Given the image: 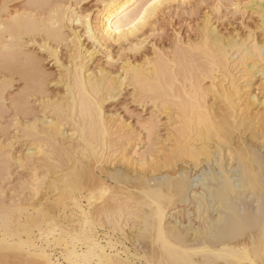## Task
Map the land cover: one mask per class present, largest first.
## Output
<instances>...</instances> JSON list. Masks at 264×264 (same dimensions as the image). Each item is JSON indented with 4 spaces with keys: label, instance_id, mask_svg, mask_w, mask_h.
I'll list each match as a JSON object with an SVG mask.
<instances>
[{
    "label": "snow or ice",
    "instance_id": "6c2138e0",
    "mask_svg": "<svg viewBox=\"0 0 264 264\" xmlns=\"http://www.w3.org/2000/svg\"><path fill=\"white\" fill-rule=\"evenodd\" d=\"M13 7L9 0H0V33L8 41L3 45L0 70L6 76L9 72L19 71L23 76L25 71H35L43 78L40 58L32 55L35 49L30 48V42L36 40L46 39L52 44L51 48H40L50 55L58 51L57 45H67L70 59L77 63L78 79L81 62L95 64L99 60V64L88 72L90 82L95 77L93 92L87 103L80 101L79 116L75 96L69 98L66 93L65 108L59 98L56 102L45 101L46 93L39 88L26 86L12 94L10 101L5 98L0 102V206L5 220L10 222L17 211H27L22 205L31 199L35 203L44 201L37 212L48 221L47 229L40 231L39 245L0 240V264H173L163 259L137 260L125 249V215L113 207L125 194L117 193L104 182L103 164L106 160L111 162L107 140L104 153L95 145H91V152L89 147L75 149L73 167L72 153L59 143L63 134L59 129L65 122L76 124L83 119L93 129L100 127L107 138L102 104L120 91L122 74L124 82L131 79V87L146 97H155L162 91L137 74L140 65L133 63L128 54L140 52L138 59L147 63L165 57V53L173 61L182 54L187 60L186 53L191 52L202 53L210 71L194 78L190 89L185 79L182 97L177 98L174 92L171 97H164L163 114L168 115L169 126L172 107L185 112L190 108L193 114L178 126L182 137L170 158L187 147L195 151L198 144L207 149L215 142L218 150L229 138L234 143L243 129L254 131L258 127L264 140V0H76L75 5L24 0L15 5V14ZM42 12L47 15H38ZM81 32L90 42L88 45L81 42ZM149 44L150 51L146 47ZM68 67L71 69L72 64ZM254 81L255 96L250 88ZM210 94L222 102L218 118L209 114L204 104ZM160 115L154 110L153 116L140 126L141 137L145 131L149 135V149L142 165L145 167L148 151L152 152L153 164L156 153L161 151L160 145L153 144ZM127 131L135 136L131 128ZM112 152L119 156L120 149ZM240 163L245 167L254 165V159L242 151ZM260 167L264 187V154ZM13 172L19 178L17 183H13ZM252 174L255 175L254 170ZM157 208L154 219L161 225L159 242L166 252L175 253L179 249L163 230L164 210L159 205ZM237 251L243 258L237 259L236 264H264V231L259 245L254 242Z\"/></svg>",
    "mask_w": 264,
    "mask_h": 264
},
{
    "label": "bare ground",
    "instance_id": "6f19581e",
    "mask_svg": "<svg viewBox=\"0 0 264 264\" xmlns=\"http://www.w3.org/2000/svg\"><path fill=\"white\" fill-rule=\"evenodd\" d=\"M73 1L72 4L75 5L76 0ZM47 2L53 5L70 3L67 0H47ZM124 2L133 3V0H124ZM38 15L46 16L47 14L42 12ZM93 23H95L94 18ZM213 27L215 28L216 25L213 24ZM76 30L79 31V29ZM81 36V42L88 45L90 42L82 32ZM84 40L87 42L84 43ZM5 43L8 41L4 34L0 33V68L3 65L2 49ZM31 44L36 45L39 50L41 47H52L46 39L36 40L35 43L30 42V46ZM60 46L65 47V59L60 57L59 51L54 55H50L48 51L43 52L54 60L59 69L55 83L57 86L60 85L62 91L61 89L56 92L46 90L48 72L43 69V65L42 69L45 73L43 78L35 71H25L23 76L19 71L9 72L6 76L0 70L2 74L0 102L5 99L4 92L10 80L16 75L23 82L20 89L26 86L42 89L46 93L43 97L45 101L50 99L56 102L59 98L66 108L68 106L65 99L66 93L69 98L75 96L79 116L80 101L87 103L93 92L95 77L90 82L88 72L96 68L99 60L95 64L81 62L79 65L81 73L78 79L77 63L70 59L68 46L57 45V49ZM146 47L149 51L151 50V44ZM136 54L138 56H135ZM32 55L37 56L34 52ZM184 55L177 56L173 61L172 57L165 53V57L155 58L145 63L143 58L138 59L141 57L140 52L128 54V58L133 63L140 65L137 74L143 80L153 82L162 91L155 97H146L131 87V79L124 82L123 74L120 76L122 82L120 91L125 86L131 87L133 97L135 93V98L151 103L153 109L158 110L160 114L165 113L163 103L165 95L171 97L174 92L177 98L182 97L185 79L189 81L190 89V82L194 78L198 79L204 71H210L202 53H186L187 60L184 59ZM69 63L72 64L71 69L68 67ZM105 64H107L106 59ZM115 74L114 71L113 75ZM177 80L179 83L176 82ZM117 93L104 99L102 104L107 138L100 127L93 129L90 122L86 123L85 120L79 119L76 124L71 121L63 124V127L59 129L63 133L59 137V143L66 146V150L72 153V166L75 167V149L89 147L91 152V145H95L100 153H104L105 140H107L111 162L106 160L103 164L104 182L110 188H114L117 193L125 194V198L117 200L113 206L117 211L122 210L125 215L123 241L125 249L137 260L147 258L160 261L163 259L166 262L173 261V264H236L237 259L243 258L237 250L242 247H251L254 242L259 245L261 232L264 231V187L260 180L264 140L260 136V129L258 127L254 131L243 129L242 132L237 133L234 143L233 138H229V141L218 150L215 142L210 143L207 149H204L202 144H198L195 151L192 147H187L177 152L175 158H170L169 154L173 147L181 141L182 129L178 126L184 124L186 119L193 115L190 108L185 112L172 107L171 125H168V115L163 114L164 134H158L159 123L154 134L153 144L160 145L161 151L156 153L155 164L152 163V152L148 151V164L145 167L142 165L145 160L144 153L149 149L148 132L145 131L141 137L139 126L136 128L123 117L107 112L105 109L106 102L111 101L112 98L115 99L118 96ZM252 95L255 96L256 93L252 91ZM209 96L212 100L210 101L207 97L204 104L208 113L218 118L222 102L215 94ZM184 99L187 103V98ZM156 100H160L161 103L158 105ZM253 115L255 116V113ZM48 118L52 119L51 114ZM148 120L141 121L140 126ZM65 124L69 125V130L64 128ZM128 128L132 129L135 136L128 133ZM73 133H75L74 136ZM84 141L88 143L85 144ZM136 141L141 143L136 144ZM115 148L120 149L119 156L112 152ZM137 148H139V154H137ZM242 151L253 157L254 165L252 163L246 167L241 165ZM253 170L255 175L252 174ZM114 181L115 184H113ZM48 195L51 196L52 193ZM40 203H44L43 200ZM40 203H35L31 199L24 201L22 207L28 210L23 214L17 211L10 222L5 220L3 208L0 206V240L9 239L16 245L21 243L30 245L33 242L39 245L40 231L48 227V221L37 212ZM158 205L164 210L163 230L179 249L175 253L166 252L159 242L161 225L154 219L158 215ZM43 247L47 245L44 244ZM35 251L38 252L39 247Z\"/></svg>",
    "mask_w": 264,
    "mask_h": 264
},
{
    "label": "rangeland",
    "instance_id": "374dc122",
    "mask_svg": "<svg viewBox=\"0 0 264 264\" xmlns=\"http://www.w3.org/2000/svg\"><path fill=\"white\" fill-rule=\"evenodd\" d=\"M61 1V0H59ZM66 1V0H65ZM68 2L72 3L74 2L73 0H67ZM9 2H11L14 7H13V13L16 11L15 5L17 3H22L24 2V0H9ZM93 2H95V0H93ZM192 2L196 3L199 2V0H192ZM76 3V1H75ZM23 10V9H21ZM221 27H223V25H221ZM184 35L187 38V32L185 31ZM193 40L195 41V35L193 36ZM87 41L84 40V43H86ZM87 44V43H86ZM85 44V45H86ZM150 47V46H149ZM30 48L35 49L34 53L40 58L41 60V65H43V69H45L46 72H48V79L46 80V90L50 91V92H56V91H62V88L60 87V85H56L55 81H56V76L58 75V67L57 65L54 63V60L49 57L47 55L46 52L40 51L36 45L31 44ZM147 49L149 50V48L147 47ZM59 51V55L61 58H66V51H65V47L64 46H60V48L58 49ZM132 54V53H129ZM65 55V56H64ZM135 56H138V54H136ZM61 59V60H64ZM97 61V60H96ZM0 78H2V74H0ZM255 82V83H254ZM250 88L251 91H253V93H256V81H254ZM22 81L18 79V76H14L11 80H10V84L7 86L4 95L5 98H7L9 100V97L12 96V94H14L15 92H17L20 87L22 86ZM58 88H57V87ZM122 91H119L116 95V98H112L111 101H107L105 104V109L107 112H112L120 117H123L124 119H126L127 121H129L131 123V125H133L134 127H140V122L141 121H146L147 119L151 118V115L154 112L153 106L151 103H148L146 101H141L140 98H134L132 95V91H131V87L125 86L124 88H122ZM120 93V94H119ZM210 97V96H209ZM208 97V98H209ZM211 98V97H210ZM209 98V100H210ZM212 100V99H211ZM210 100V101H211ZM153 111V112H152ZM159 132L158 134H164V122H165V118L164 115L162 113V115L159 117ZM139 124V125H138ZM65 124L64 128L69 130V125ZM25 151H26V147H25ZM19 155V152H17V156ZM13 177H15L13 179V183H17L18 181V177L16 176V173L13 172ZM0 185H3V181L0 180ZM11 196V194L9 193V197ZM42 201V200H41ZM44 202V201H43Z\"/></svg>",
    "mask_w": 264,
    "mask_h": 264
}]
</instances>
